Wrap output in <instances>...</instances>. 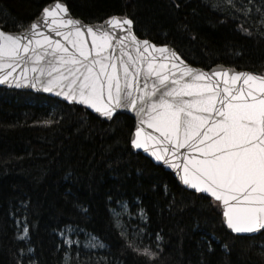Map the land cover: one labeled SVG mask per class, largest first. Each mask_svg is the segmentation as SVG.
<instances>
[{
	"label": "trees",
	"instance_id": "1",
	"mask_svg": "<svg viewBox=\"0 0 264 264\" xmlns=\"http://www.w3.org/2000/svg\"><path fill=\"white\" fill-rule=\"evenodd\" d=\"M55 1L0 0V29L22 30ZM59 1L88 24L127 17L138 38L192 66L264 75V0ZM133 127L124 115L104 121L78 105L0 88V264H264V232L230 233L217 202L131 151ZM120 204L142 214L135 237L116 226ZM66 227L105 248L74 258L57 237ZM146 246L154 258L134 250Z\"/></svg>",
	"mask_w": 264,
	"mask_h": 264
},
{
	"label": "snow or ice",
	"instance_id": "2",
	"mask_svg": "<svg viewBox=\"0 0 264 264\" xmlns=\"http://www.w3.org/2000/svg\"><path fill=\"white\" fill-rule=\"evenodd\" d=\"M67 12L57 0L20 32L0 29V83L9 82L8 77L23 65L24 77L30 67L45 91L62 89L59 94L104 117L111 118L118 108L133 110L138 117L131 140L135 148L147 150L153 142L163 145L165 153H174L173 160L183 156V183L218 201L229 229L264 230V76L191 67L179 68L180 75L175 76L163 60H156L150 42L131 31L127 17L112 16L103 25L92 26ZM43 27L73 50L36 31ZM151 48L160 54L166 51V46ZM144 124L159 136L145 135ZM152 155L165 159L160 148ZM26 234L27 227L22 238ZM134 250L149 259L157 255L147 246Z\"/></svg>",
	"mask_w": 264,
	"mask_h": 264
},
{
	"label": "water",
	"instance_id": "3",
	"mask_svg": "<svg viewBox=\"0 0 264 264\" xmlns=\"http://www.w3.org/2000/svg\"><path fill=\"white\" fill-rule=\"evenodd\" d=\"M56 2H52L47 6L53 5ZM63 3V2H61ZM64 4V3H63ZM65 5V4H64ZM42 13H39V15L37 17H39ZM68 16H71L69 12H67ZM36 17V18H37ZM72 17V16H71ZM118 18H125V17H121V16H116ZM36 18L34 20H36ZM74 18V17H72ZM77 19V18H74ZM109 19V18H108ZM108 19H106L105 21H107ZM33 20V21H34ZM80 20V19H78ZM32 21V22H33ZM83 24L85 25H92V26H100L103 25L105 21H103L102 23H97V24H87L84 23L82 20H80ZM49 22H51V18H49ZM31 24V23H30ZM55 27V26H54ZM127 27V26H126ZM36 31H43L51 36H53L54 39H60L61 42L63 44H65L66 47H69V50L72 51L73 49L71 48L70 45L67 44L66 41L63 40L62 37H58L55 36V33L52 32L49 28L47 27H43V28H38ZM131 31L134 33L133 31V26L131 25ZM20 32V31H18ZM18 32H11V33H18ZM85 39L88 41V44L90 46L91 43V39L90 37L87 36V34L85 33ZM139 39V38H138ZM139 40H144V39H139ZM148 41V40H147ZM150 42V41H149ZM127 43V42H126ZM151 45H154L153 43H149V50L153 52V55L156 57L157 61H161L163 60V62L167 65V68L171 71V73L175 74V76H179L180 72L178 71L179 68H184V67H191L192 69H196V70H201L204 72H214L216 70H229L230 74L231 72H246V71H241V70H235V69H229L223 66H214L208 70H204L195 66H192L188 63H186L185 61H183L179 55L173 50L171 49L169 46H166V51L163 54L157 53L155 52L152 48ZM141 47H144L143 45ZM161 47V45L157 46V48ZM173 53H175V55H173ZM133 55H135V53L133 52ZM165 57H167V59H164ZM176 64L178 67L177 68H173L172 65ZM23 65H21L20 68H17L15 72H13V75L8 77V81L7 83H0V87L1 88H5L7 90L10 91H17V92H28V93H33L36 95H41V96H46L49 98H53L56 99L58 101H61L63 103L66 104H75V105H79L83 108H85L86 110H88L89 112H91L93 115L101 118L102 120L105 121H110L114 116L120 114V115H124L129 117L130 119H132V121L134 122V128L132 131V134L130 136V140H129V144H130V148L131 151L134 154H140L142 157H144L145 159H147L150 163H152L155 167H159L160 169H162L164 172L168 173L173 180H175L177 186L185 191L188 192H192V193H198L201 194L203 196L209 197L212 200H214V198H212L210 196V194L204 193V192H197L194 188L189 187L188 185H185L181 179V177L183 176V156L178 157L177 159L173 160L171 157L173 155H175L174 153H171L170 151L168 153H165L163 151V145L160 144H156L153 142H150L149 144V148L146 150L144 148H135L132 144H131V140L133 138V134L135 131V128L138 125V117L136 115V113L129 109V108H118L112 115L111 118L109 117H104L103 115H101L100 113L96 112L92 107L85 105L83 103L78 102L77 99H73V100H69L66 96L59 94L61 91H63L62 89L59 88H54L52 91H45L44 87L41 86L40 83H37L36 80L33 79V77L36 75L35 73L31 72V69L29 67L28 73H27V78L24 77L22 69H23ZM5 73H7L8 71H11V69H4L3 70ZM62 71V69H61ZM250 73V72H249ZM55 74V73H54ZM66 74V73H65ZM20 77V79H17L16 77ZM25 79H27V82H25ZM185 79H188V77H185ZM215 79H220L219 77H216ZM35 83L36 86L33 87L32 84ZM239 83V82H238ZM143 85H141L142 87ZM187 98V97H186ZM143 132L145 135L151 134L152 136H159V133H157L154 129L149 128L147 126V124L141 125ZM203 131V130H202ZM156 148H160L161 149V154L164 155L165 159L164 160H157L155 158V156L152 155V152L156 149ZM181 152H185V149H181ZM189 156L193 155L194 153L188 152L187 153ZM199 155V154H196ZM165 160L168 161V163H165ZM173 163H176L179 165L178 168H173L171 165ZM217 203H219L218 201H216ZM220 205V203H219ZM220 210H221V216H222V221L224 223V226L226 227V229L232 233L235 236L238 237H254L257 236L258 234L264 232V230H260L258 232H254V233H235L233 232L231 229H229L227 227V224L225 223V217L223 216V208L220 205Z\"/></svg>",
	"mask_w": 264,
	"mask_h": 264
},
{
	"label": "rangeland",
	"instance_id": "4",
	"mask_svg": "<svg viewBox=\"0 0 264 264\" xmlns=\"http://www.w3.org/2000/svg\"><path fill=\"white\" fill-rule=\"evenodd\" d=\"M112 213L116 226L122 229L123 235L135 237L138 230H140L142 214L135 212V209L133 213L129 212L127 206L123 204L118 205ZM16 224L22 238L24 226L21 221H17ZM57 236L67 253L72 254L76 259L79 258V252L96 253L105 248L104 244L93 235L72 227H66ZM23 238L26 239V235Z\"/></svg>",
	"mask_w": 264,
	"mask_h": 264
},
{
	"label": "bare ground",
	"instance_id": "5",
	"mask_svg": "<svg viewBox=\"0 0 264 264\" xmlns=\"http://www.w3.org/2000/svg\"><path fill=\"white\" fill-rule=\"evenodd\" d=\"M17 221H21L22 224H23V226H24V221H23V220H21V219H16V220H15V224H16ZM16 228H17V224H16ZM82 231H83V230H82ZM84 232H85V231H84ZM85 233H87V232H85ZM57 235H58V234H57ZM18 236H19V239H20V240H25L24 238H21L20 234H19ZM57 237H58V236H57ZM60 241H61V240H60Z\"/></svg>",
	"mask_w": 264,
	"mask_h": 264
}]
</instances>
